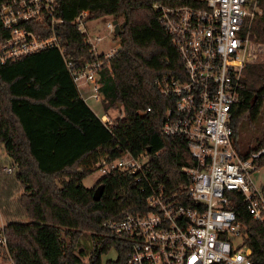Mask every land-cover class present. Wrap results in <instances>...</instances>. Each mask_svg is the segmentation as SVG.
I'll return each mask as SVG.
<instances>
[{
  "label": "trees",
  "instance_id": "16d2710c",
  "mask_svg": "<svg viewBox=\"0 0 264 264\" xmlns=\"http://www.w3.org/2000/svg\"><path fill=\"white\" fill-rule=\"evenodd\" d=\"M9 1L0 0V11ZM155 2L203 6L200 0H60L53 25L49 19L19 23L41 36L58 35L63 54L50 47L0 61V147L17 166L7 197L11 188L21 189L16 210L9 207L11 200L3 208V259L13 264H101V255L114 249L116 259L108 262L128 264L129 242L104 222L119 221L126 213L144 214L148 182L187 194L189 180L182 167L194 161L184 138L162 132L172 98L155 84L165 73L182 76L183 64ZM83 10L88 21L118 20L120 30L112 37L119 47L110 57L93 55L77 30L75 17ZM9 35L0 14V41ZM250 37L264 44L261 15L253 18ZM65 59L77 69L102 62L98 83L107 101L105 113L120 106L124 115L113 127L86 104ZM241 84L230 124L234 146L245 156L264 145V61L247 63ZM126 150L146 156L148 181L111 170L91 188L82 184L100 159H114ZM98 184L103 192L95 200ZM230 207L244 227L252 263L264 264V223L252 218L239 193Z\"/></svg>",
  "mask_w": 264,
  "mask_h": 264
},
{
  "label": "built area",
  "instance_id": "2783aa9c",
  "mask_svg": "<svg viewBox=\"0 0 264 264\" xmlns=\"http://www.w3.org/2000/svg\"><path fill=\"white\" fill-rule=\"evenodd\" d=\"M203 6L166 5L155 2L159 19L165 26L183 64V75L165 73L155 79L159 91L172 98L161 130L185 139L194 161L184 166L189 184L187 194L153 187L147 195L148 210L142 215L126 213L119 221L104 225L121 234L130 244L128 264H253L245 245L244 227L230 207L239 193L249 214L264 223V145L240 156L232 141L230 118L241 88L243 71L254 61L252 48L263 43L250 37L252 20L264 19V0H200ZM60 0H10L1 7L3 27L10 35L0 41V61L15 60L39 50L55 47L63 54V42L56 34L41 36L22 21L51 25ZM88 12L75 17L93 55L108 58L116 51H99L102 41L113 35L112 17L105 23L106 36L87 27ZM78 89L90 86L87 97L107 102L99 90L101 61L74 68L65 59ZM86 99V98H84ZM108 127L114 126L106 113L100 116ZM146 156L126 150L114 159L102 158L96 170L102 175L111 170L127 171L137 181H148ZM16 164L5 166L12 173ZM0 225V245L6 239Z\"/></svg>",
  "mask_w": 264,
  "mask_h": 264
},
{
  "label": "rangeland",
  "instance_id": "374dc122",
  "mask_svg": "<svg viewBox=\"0 0 264 264\" xmlns=\"http://www.w3.org/2000/svg\"><path fill=\"white\" fill-rule=\"evenodd\" d=\"M108 20L107 17H101V18H96L93 20L87 21V27H89L90 30L92 31H97L101 33L103 36H106V28H105V23ZM115 33V32H114ZM113 33V34H114ZM113 35H110L106 37L102 43L99 45V51H109V50H117L119 47L118 41L114 40ZM252 55L254 56V61H264V45H259L256 44L255 47L252 48ZM89 86V85H88ZM87 85L81 86V91L83 92V96L85 99L86 104L89 106V108L94 112L95 115L100 117L102 114L105 113V109L103 107L102 102L97 101L93 99L92 97H87L90 93V86L88 87ZM122 109L120 106L117 108H110L109 111L107 112L108 118L110 121L123 118V113ZM115 124V123H114ZM13 164L12 161H10L3 149L0 147V201H4V205H1L0 203V225L5 224V214L3 212V208L5 204L7 203L8 200H11L9 203V207L11 208L12 212H14L17 208L16 205V199L18 195L21 192L20 188H11L10 193L11 197H7V193H9V184L13 182V174L15 173L16 169L12 173H7L4 171V167ZM260 173L264 174V168L260 169ZM101 177V173L97 170L93 171L91 174L86 176L85 178L82 179V184L85 187L91 188L94 186V184L97 182V180ZM7 181H4L5 179ZM23 218L21 216H16ZM116 259V251L114 249H110L106 254L101 255V264H114L112 262H108V260H115ZM84 262H87V256L83 257ZM10 263V260L8 258L3 259V254L0 253V264L4 263Z\"/></svg>",
  "mask_w": 264,
  "mask_h": 264
},
{
  "label": "water",
  "instance_id": "95a60500",
  "mask_svg": "<svg viewBox=\"0 0 264 264\" xmlns=\"http://www.w3.org/2000/svg\"><path fill=\"white\" fill-rule=\"evenodd\" d=\"M114 24H115L114 32H115V34H117L120 30V24H119L118 20H116V19L114 20ZM102 192H103V185L98 184L93 190V199H95V200L99 199Z\"/></svg>",
  "mask_w": 264,
  "mask_h": 264
},
{
  "label": "crops",
  "instance_id": "0c3cea01",
  "mask_svg": "<svg viewBox=\"0 0 264 264\" xmlns=\"http://www.w3.org/2000/svg\"><path fill=\"white\" fill-rule=\"evenodd\" d=\"M86 84H83V86H85ZM88 86V85H87ZM89 87V86H88ZM79 91H80V94H81V96L84 98V96H83V92L81 91V89H79ZM85 100V99H84ZM4 264H8V262L7 263H4ZM9 264H13L11 261H10V263Z\"/></svg>",
  "mask_w": 264,
  "mask_h": 264
}]
</instances>
